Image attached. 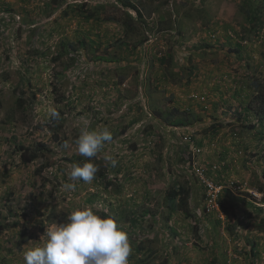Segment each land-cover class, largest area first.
<instances>
[{
  "label": "rangeland",
  "instance_id": "rangeland-1",
  "mask_svg": "<svg viewBox=\"0 0 264 264\" xmlns=\"http://www.w3.org/2000/svg\"><path fill=\"white\" fill-rule=\"evenodd\" d=\"M247 1L261 11L251 39ZM262 103L264 0H0V264H24L49 224L85 206L127 233L129 264H264ZM171 108L194 117L187 132L165 124ZM104 126L112 140L81 156V130ZM186 133L205 168L244 188L221 198L222 219L202 212ZM89 160L95 179L66 191ZM178 186L190 217L168 207Z\"/></svg>",
  "mask_w": 264,
  "mask_h": 264
},
{
  "label": "clouds",
  "instance_id": "clouds-1",
  "mask_svg": "<svg viewBox=\"0 0 264 264\" xmlns=\"http://www.w3.org/2000/svg\"><path fill=\"white\" fill-rule=\"evenodd\" d=\"M52 115L57 116L58 113L53 112ZM111 140L112 134L108 127L104 126L99 130L92 131L82 129L74 143L81 156L92 158L101 151L105 142ZM105 160L110 161L112 167L117 164V161L111 156H105ZM97 171L98 167L90 160L82 165L73 164L68 173V179L72 183H66L63 186L64 189L75 191V182L80 180L91 183L95 179ZM207 172L215 183L221 181V176H224L223 170L221 172L211 170L214 176L208 169ZM219 174L222 175L218 180ZM193 179L200 189L202 212L208 216H217L222 219L221 198L225 194L236 193L222 191L217 199L218 210L206 212L203 188L194 176ZM250 194L257 197L255 192ZM40 240H42L41 244L28 248L23 253L24 264H129V257L132 254L127 233L120 228L113 217L102 218L92 210V206L73 210L67 216L66 221L62 223L49 224Z\"/></svg>",
  "mask_w": 264,
  "mask_h": 264
},
{
  "label": "trees",
  "instance_id": "trees-1",
  "mask_svg": "<svg viewBox=\"0 0 264 264\" xmlns=\"http://www.w3.org/2000/svg\"><path fill=\"white\" fill-rule=\"evenodd\" d=\"M246 4L248 8L245 11L244 17L247 19V22L250 25L249 29L246 30V32L248 34V39H251L252 35H254L255 33H258L261 29V19H260L261 11L258 7H254L251 3H249V1H247ZM121 6L126 8L127 10L133 11L135 16L138 17L139 20L143 17V14L141 13V9L140 8L138 9L137 6L127 3L126 1L122 2ZM90 16L92 17L93 15L87 16L86 20H88ZM129 16L130 15H126V17L129 19V22L125 24L127 27H131L132 20L130 19ZM121 18H122L121 16L110 17L106 21H112L117 24L119 23L124 24V21H122ZM233 52L235 53L237 52V50H234ZM260 87L261 86L259 82H255L253 85V90L259 92L261 89ZM257 98H259L260 100L263 99L262 94L260 92H259V95L256 97V99ZM261 108L264 109V105L261 106ZM259 113L260 111L258 110L257 114ZM189 115L190 114L187 113L186 111L181 112L178 109L171 108L167 117L163 121L165 122L167 126L171 128H177V129L181 128L182 130H185L187 132L188 128L186 126L190 125L194 118V117L190 118ZM39 151L40 149H36L31 152H27L23 150L22 152L20 151L19 157L25 164H30L37 158V154L39 153ZM189 194H190L189 188L186 186L185 187L178 186L176 188H172L170 191L165 192V198L167 199L168 204H169L168 207L172 208L173 211L181 212L186 217H190L191 211L189 210V205H188ZM99 216H101L102 218L108 217V216L113 217L109 213H101L99 214ZM134 251L139 252V248L135 247Z\"/></svg>",
  "mask_w": 264,
  "mask_h": 264
},
{
  "label": "built area",
  "instance_id": "built-area-1",
  "mask_svg": "<svg viewBox=\"0 0 264 264\" xmlns=\"http://www.w3.org/2000/svg\"><path fill=\"white\" fill-rule=\"evenodd\" d=\"M181 141L183 144L182 146L186 149V160L188 161V168L191 174L203 188L204 205L206 212H213L218 210L217 199L222 191L227 190L232 193L244 191L242 185L235 181L228 180L224 176H221V181L215 183L210 178L205 166L202 164L204 158L203 149L192 142L191 136L188 135V133L182 136ZM211 170L214 172H221V164H211Z\"/></svg>",
  "mask_w": 264,
  "mask_h": 264
}]
</instances>
